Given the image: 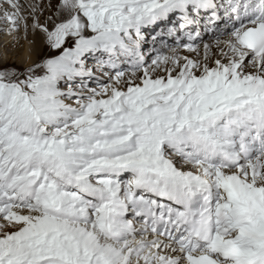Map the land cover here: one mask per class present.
I'll return each instance as SVG.
<instances>
[{"label":"snow or ice","instance_id":"snow-or-ice-1","mask_svg":"<svg viewBox=\"0 0 264 264\" xmlns=\"http://www.w3.org/2000/svg\"><path fill=\"white\" fill-rule=\"evenodd\" d=\"M3 5L0 264H264V0Z\"/></svg>","mask_w":264,"mask_h":264},{"label":"rangeland","instance_id":"rangeland-1","mask_svg":"<svg viewBox=\"0 0 264 264\" xmlns=\"http://www.w3.org/2000/svg\"><path fill=\"white\" fill-rule=\"evenodd\" d=\"M21 2H27V0H21ZM0 24L2 23L3 26L1 25L0 29H5L7 27V23L6 21L3 19V13L5 11V9L7 8V5H3V0H0ZM21 35H23V33L21 32ZM28 39L32 40V33L29 30V34H28ZM11 37L7 36L4 34V32L0 31V54H3L5 51L7 52L8 58H9V63H13V64H22V58H21V54L17 55L14 54L15 50H19L21 51V45H16L14 47H12L13 45L9 44L8 47L5 49L4 45L7 41H10ZM11 56V57H10ZM13 56V57H12ZM20 57V58H19ZM36 58V51L35 49H33V59ZM16 59V60H15Z\"/></svg>","mask_w":264,"mask_h":264},{"label":"bare ground","instance_id":"bare-ground-1","mask_svg":"<svg viewBox=\"0 0 264 264\" xmlns=\"http://www.w3.org/2000/svg\"><path fill=\"white\" fill-rule=\"evenodd\" d=\"M1 22V21H0ZM1 25L3 26V24L1 23L0 24V27H1ZM32 39H33V35H32ZM21 44H22V47H21V51H19V50H15L14 51V54H21V58H22V61H24V59H25V57H26V50H27V47H28V45H27V42L26 41H21ZM12 47H14V46H12ZM11 57V56H10ZM13 57V56H12ZM32 57H33V53H32ZM20 58V57H19ZM16 60V59H15Z\"/></svg>","mask_w":264,"mask_h":264}]
</instances>
